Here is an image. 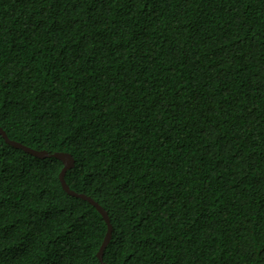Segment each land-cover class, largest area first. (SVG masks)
<instances>
[{
  "label": "trees",
  "instance_id": "obj_1",
  "mask_svg": "<svg viewBox=\"0 0 264 264\" xmlns=\"http://www.w3.org/2000/svg\"><path fill=\"white\" fill-rule=\"evenodd\" d=\"M0 126L106 264H264V0H0ZM63 166L0 133V264H103Z\"/></svg>",
  "mask_w": 264,
  "mask_h": 264
},
{
  "label": "water",
  "instance_id": "obj_2",
  "mask_svg": "<svg viewBox=\"0 0 264 264\" xmlns=\"http://www.w3.org/2000/svg\"><path fill=\"white\" fill-rule=\"evenodd\" d=\"M0 133L3 135V137L5 138L6 142L10 145H12L13 147L15 148H19V149H23L25 152L31 154V155H34L36 157H39V158H47V157H56L60 160L63 161L64 163V166L60 172V180H61V183H62V186L64 188V190L72 195V196H75V197H78V198H82L84 200H87L89 201L90 203H92L93 205H95L97 207V209L102 213V215L104 216V218L106 219L107 223H108V232H107V235L100 247V250L98 252V257L99 259L103 262V264H106L103 260H104V252H105V249L106 247L108 246L110 240H111V237H112V224L110 222V218H109V213L99 204L98 201H96L92 196L90 195H87L86 193H79L73 189L70 188V186L67 184L66 182V179H65V174L67 172V170L73 168L75 166V159L74 157L70 154V153H67V152H54V153H51L45 149H41V150H38V149H34L32 147H29L19 141H16V140H13L11 139L6 131L0 126Z\"/></svg>",
  "mask_w": 264,
  "mask_h": 264
}]
</instances>
